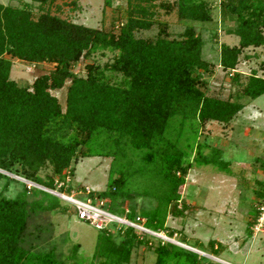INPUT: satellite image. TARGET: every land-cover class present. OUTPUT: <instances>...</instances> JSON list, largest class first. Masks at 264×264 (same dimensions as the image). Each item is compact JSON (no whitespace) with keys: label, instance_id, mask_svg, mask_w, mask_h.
Listing matches in <instances>:
<instances>
[{"label":"trees","instance_id":"16d2710c","mask_svg":"<svg viewBox=\"0 0 264 264\" xmlns=\"http://www.w3.org/2000/svg\"><path fill=\"white\" fill-rule=\"evenodd\" d=\"M33 1H38L39 7L46 2ZM155 1L125 0L123 21L116 31L75 24L48 11L34 15L25 2L20 6L0 3V170L53 188L56 181L64 179V172H72L70 163L76 161L80 147L88 146L96 133L103 132L112 146V151L103 153L105 156L122 157L125 150L131 149L143 152L144 162L153 165L147 172L158 185V203L146 214L143 224L158 231L164 230L165 212L182 216L177 203L189 166L182 165L183 151L165 137L169 120L179 116L199 123H227L243 104L207 96L199 89L201 72L208 71L209 63L201 58L202 42L192 27H186L180 39H169L163 33L154 39L134 35L135 30L148 29L156 22ZM109 4L110 0H103L104 6ZM175 4L181 19L205 22L210 18L203 0H176ZM218 20L232 24L231 33L238 39L236 45H220L218 64L222 69L234 70L241 49L264 43V0H219ZM97 48L115 50L117 54L103 67L86 64L84 76L74 73L71 66ZM10 58L52 63V68L36 75L30 84H18L8 77ZM105 71L120 73L122 78L111 82ZM237 76L233 72L231 82H236ZM63 85L62 110L50 91ZM241 93L250 99L264 95V78L251 71ZM196 154L197 164H212L223 170L229 164L215 148L208 155ZM94 155L90 150L81 153L83 157ZM46 165L51 173L41 178L37 171ZM260 168L264 173V161ZM137 171L144 172L140 168ZM122 174L120 171L118 176L109 177L108 188L95 194L108 198L124 194ZM0 178L7 176L0 173ZM254 182L259 187L254 193L261 200L264 177ZM37 194L42 198H35ZM91 195L88 191L87 196ZM57 206L56 197L32 187H24L9 198L0 194V264H63L50 250L30 251L23 246L29 214ZM101 206L130 220L141 218L132 210ZM256 215L257 211L254 218ZM110 228L115 231L110 233ZM97 230L94 256L98 264L126 263L131 247L144 242V234L130 227L111 225ZM165 231L172 234L171 230ZM208 244L213 250L219 248L214 240H208ZM167 245L178 248L167 242L157 245L154 264H163Z\"/></svg>","mask_w":264,"mask_h":264},{"label":"rangeland","instance_id":"374dc122","mask_svg":"<svg viewBox=\"0 0 264 264\" xmlns=\"http://www.w3.org/2000/svg\"><path fill=\"white\" fill-rule=\"evenodd\" d=\"M203 1L206 2L210 18L205 22H196L177 16L176 0H156L153 8L156 22L148 29L135 30L134 35L154 39L163 33L161 35L169 39H180L184 29L192 27L202 42L201 58L209 63L208 71L201 72L199 89L207 96L237 100L243 107L227 123H199L194 119L181 120L179 116L169 120L165 137L183 151L182 165H189L177 203L182 209V216L165 212L164 230H150L165 235L167 239L162 240L152 234L142 235L144 242L131 247L128 260L123 264H154V249L163 242L178 247L166 246L168 253L163 264H264V226L253 234L250 230L256 207L262 200H258L254 193L255 189H259L254 181L264 177L260 168V162L264 161V95L250 99L241 93L251 71L264 78V43L241 49L234 70L222 69L218 64L220 45L233 46L238 39L231 33L234 28L232 24H222L218 20L219 0ZM23 2L30 6L34 15L48 11L75 24L111 31H116L117 25L123 21L125 8V0H110L108 6L103 5V0H46L40 7L38 1L33 0H0L1 4L12 6H20ZM261 31L264 34V26ZM116 54L115 50L97 48L79 58L71 69L77 75L84 76L86 64L103 67ZM10 61L8 77L18 84H30L36 75L52 68V63L47 62L30 63L16 58H10ZM233 72L238 74L236 82L230 80ZM104 73L111 82L122 78L117 72ZM65 85L50 91L62 110ZM213 148L218 149L221 158L228 161L226 170L194 161L197 152L208 155ZM88 150L97 155L81 156ZM108 150L112 151V146L106 135L96 133L88 146L80 147L75 155L76 161L70 163L72 172H64V179L56 181L53 188L0 170L7 176L0 178L1 195L13 197L24 187H32L46 193L52 191L51 195L58 199L56 209L36 210L29 214L23 246L30 251L50 250L63 264H98L94 256L98 230L76 218L73 199H89L93 204L98 203L113 210H132L144 221L146 214L154 211L158 203L155 196L158 185L155 186L148 178L147 172L153 165L144 162L141 158L143 152L127 149L122 157L112 154L105 156L103 153ZM138 168L144 171L143 174L136 172ZM120 171L125 177L124 194L116 198L98 197L95 193L106 190L108 178L118 176ZM50 173L48 165L37 171L41 178ZM86 191L93 195L89 198ZM30 194L29 197L32 196ZM34 197L40 198L41 195ZM165 230H171L172 234L168 235ZM114 231V228L109 229L110 233ZM113 239L115 242L119 240L117 236ZM213 239L219 241L217 251L208 244V240Z\"/></svg>","mask_w":264,"mask_h":264},{"label":"built area","instance_id":"2783aa9c","mask_svg":"<svg viewBox=\"0 0 264 264\" xmlns=\"http://www.w3.org/2000/svg\"><path fill=\"white\" fill-rule=\"evenodd\" d=\"M43 189V188H42ZM51 192V193H50ZM88 191H86L87 194ZM52 194V191L48 192ZM72 200V199H71ZM73 210L77 219L86 221L95 229L106 228L114 225V227H130L137 233L149 235L152 234L156 237L166 240L167 237L157 232H152L149 228L144 226L142 218H135L130 220L123 215H117L105 210L100 204H93L89 199H73ZM124 211H127L124 209ZM257 215L254 218L250 230L255 233L261 230L264 226V198L259 202L256 207Z\"/></svg>","mask_w":264,"mask_h":264},{"label":"crops","instance_id":"0c3cea01","mask_svg":"<svg viewBox=\"0 0 264 264\" xmlns=\"http://www.w3.org/2000/svg\"><path fill=\"white\" fill-rule=\"evenodd\" d=\"M251 110H252V112H253V108H251ZM255 111V110H254ZM214 241H216V242H219V241H217V240H215V239H213Z\"/></svg>","mask_w":264,"mask_h":264}]
</instances>
